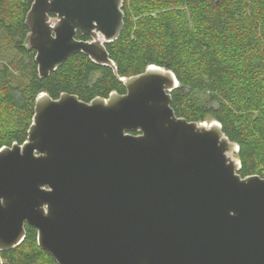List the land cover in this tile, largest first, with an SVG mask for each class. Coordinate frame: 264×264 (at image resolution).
Segmentation results:
<instances>
[{
	"label": "water",
	"instance_id": "95a60500",
	"mask_svg": "<svg viewBox=\"0 0 264 264\" xmlns=\"http://www.w3.org/2000/svg\"><path fill=\"white\" fill-rule=\"evenodd\" d=\"M122 2L32 0L25 45L40 77L82 53L125 92L36 96L26 140L0 147V251L28 224L57 264H264V176H240L220 122L175 114L172 70L117 75L105 44Z\"/></svg>",
	"mask_w": 264,
	"mask_h": 264
},
{
	"label": "trees",
	"instance_id": "16d2710c",
	"mask_svg": "<svg viewBox=\"0 0 264 264\" xmlns=\"http://www.w3.org/2000/svg\"><path fill=\"white\" fill-rule=\"evenodd\" d=\"M31 3L0 0V126L11 124L0 131V147L26 140L41 92L52 98L73 93L86 102L125 92L111 67L82 53L40 77L35 51L25 45ZM121 8L124 26L105 44L117 75L137 74L150 64L172 70L175 114L220 122L238 144L240 176H264V0H123ZM0 253L3 264H57L28 224L23 240Z\"/></svg>",
	"mask_w": 264,
	"mask_h": 264
},
{
	"label": "rangeland",
	"instance_id": "374dc122",
	"mask_svg": "<svg viewBox=\"0 0 264 264\" xmlns=\"http://www.w3.org/2000/svg\"><path fill=\"white\" fill-rule=\"evenodd\" d=\"M22 57H23V56H22ZM1 116H2V115H1ZM1 116H0V118H1ZM2 117L4 118L5 115H3ZM7 126L10 127L11 124H10V123H4V125L1 124V126H0V131H1V133H2V132L5 133V130H6L5 128H7ZM12 127H13V125H12ZM12 127H11V128H12ZM233 156L236 157L235 154H233ZM3 261H4V260H3V256H2V254L0 253V264H3V263H2Z\"/></svg>",
	"mask_w": 264,
	"mask_h": 264
},
{
	"label": "built area",
	"instance_id": "2783aa9c",
	"mask_svg": "<svg viewBox=\"0 0 264 264\" xmlns=\"http://www.w3.org/2000/svg\"><path fill=\"white\" fill-rule=\"evenodd\" d=\"M2 263H4V262H2Z\"/></svg>",
	"mask_w": 264,
	"mask_h": 264
}]
</instances>
